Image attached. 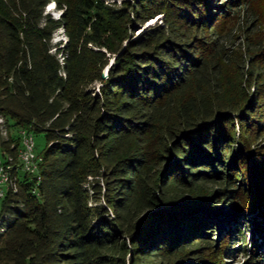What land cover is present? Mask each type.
Wrapping results in <instances>:
<instances>
[{
    "label": "trees",
    "instance_id": "trees-1",
    "mask_svg": "<svg viewBox=\"0 0 264 264\" xmlns=\"http://www.w3.org/2000/svg\"><path fill=\"white\" fill-rule=\"evenodd\" d=\"M51 1L0 0V115L9 130L0 134L9 174L0 264H112L125 238L130 264H223L225 251L242 253L241 264H264V101L257 92L238 123L247 148L234 146L230 108L190 98L177 107L182 126L165 143L155 182L144 173L151 155L144 144L163 103L203 77L202 49L230 38L226 23L255 0H55L58 17L47 12ZM158 10L171 18L123 45L133 22ZM192 26L216 36L194 44ZM62 28L65 42L53 43ZM104 49L117 53L107 77ZM95 77L103 83L98 94L88 88ZM22 128L46 138L34 174L22 170ZM88 176L103 177L105 205L100 181ZM233 212L252 216L253 228L232 224L218 249L212 236ZM155 257L161 260L149 262Z\"/></svg>",
    "mask_w": 264,
    "mask_h": 264
},
{
    "label": "rangeland",
    "instance_id": "rangeland-1",
    "mask_svg": "<svg viewBox=\"0 0 264 264\" xmlns=\"http://www.w3.org/2000/svg\"><path fill=\"white\" fill-rule=\"evenodd\" d=\"M66 1V0H63ZM221 3L223 0H213L215 3ZM106 2H116L118 5H122L124 0H106ZM47 12L51 13L53 16L58 17L62 14V9L57 5L55 0H52L47 6ZM260 15V19L254 21V15ZM171 18V13H164L161 10L156 11L149 20L144 24L139 22H133V26L129 30L128 36L124 39L123 45L127 43L128 39L138 37L144 32L149 26L156 24H165L166 20ZM226 28L223 30V35L231 34L230 38H226L223 42L219 41L218 45L206 46L203 50L202 48V58L205 61V67L203 69L204 75L200 79H195L190 82L188 88L184 92H177L171 98H168L166 102L163 103L161 109L164 110L161 118L157 117V123L155 125L156 129L154 132L150 133L146 138L145 148L151 152L150 161L147 168L144 170L147 180L151 183L155 182V178L158 177V171L161 166L160 154L165 151V143H169V139L174 138V132L178 130L181 125L182 112L178 110V105L183 103V101H188V99H193V103L198 104L201 101L202 107L209 108L215 107L216 105H222L225 108H230V112L235 120V130L237 142H235V147L247 148L249 144L244 143V135L240 131V126L238 125L240 121V112L244 108V104L249 102L254 93H258V100L264 101V56L262 54L264 48V0H255L253 5L243 6L235 11L229 22L226 23ZM202 27L196 28L195 26L188 29V39L192 43L201 45V36H204V40L210 41L216 36L215 33L210 34L209 29L205 30V34L201 31ZM133 32V33H132ZM132 33V35H131ZM131 35V36H130ZM67 37L65 30L59 29L53 38V43L58 42L60 39ZM106 52V57L108 58V63L102 68V74L107 77L110 66L115 62L117 53H112L110 51ZM97 70H95V75ZM102 81L95 77L93 81L88 85V88L94 91V93H100ZM262 97V98H261ZM244 105V106H243ZM194 106V110H195ZM233 109V111H231ZM238 109L237 111H235ZM166 117V118H165ZM17 128H13L14 133L17 132ZM261 135L264 137L263 132ZM251 145L255 146V142L249 140ZM264 141V140H263ZM36 142V152L40 153L46 145V138L44 134L35 135ZM255 143V144H253ZM41 154V153H40ZM42 155V154H41ZM1 160L3 161L5 157L0 152ZM0 160V192L6 190L7 184L3 179L2 171V161ZM89 179L100 181L102 188V198L100 203L105 205V199L103 197L105 189V181L103 177L99 176H88ZM5 181V182H4ZM208 187H215L212 182H207ZM2 197H0L1 199ZM109 215L113 217V212L108 209ZM251 217L248 216L249 220L243 219L241 213L233 212L226 218L224 215L219 219L218 232H214L215 235L212 236V242L216 247L222 245L220 241V236L227 232L230 226L236 223L240 225L239 228L243 229L245 226H249L252 230L253 224H250ZM248 237L251 235L248 229ZM249 246L250 239L245 240ZM238 242V241H237ZM236 242V245L238 243ZM193 245H206L205 240H195L192 242ZM264 247V244L262 245ZM131 242L129 239H123L121 245H118L116 250L117 257L112 260V264H130V251ZM216 248V249H217ZM209 252V250H208ZM223 264H241L245 259L242 253L236 251H225L223 253ZM161 257L150 258L149 262H158Z\"/></svg>",
    "mask_w": 264,
    "mask_h": 264
},
{
    "label": "built area",
    "instance_id": "built-area-1",
    "mask_svg": "<svg viewBox=\"0 0 264 264\" xmlns=\"http://www.w3.org/2000/svg\"><path fill=\"white\" fill-rule=\"evenodd\" d=\"M23 138H21V149L24 152V165L23 171L34 174L35 160L38 158V152H32L28 148V140H32V131H29L26 128H22ZM3 171V176L6 172V167L1 166ZM4 179V178H3ZM4 195V190L0 192V197Z\"/></svg>",
    "mask_w": 264,
    "mask_h": 264
},
{
    "label": "bare ground",
    "instance_id": "bare-ground-1",
    "mask_svg": "<svg viewBox=\"0 0 264 264\" xmlns=\"http://www.w3.org/2000/svg\"><path fill=\"white\" fill-rule=\"evenodd\" d=\"M9 133V130H8V127L6 126V118L5 116H2L0 115V134L3 135V136H7ZM20 135H21V138H23V130L21 129L20 130ZM28 148L30 149V151L32 152H36V142H35V136L34 134L32 133V140H28ZM20 159H21V162L22 164L24 165V152L21 150L20 152ZM38 170V158L35 160V166H34V172H37ZM8 172H5L4 174V180L8 181ZM4 181V182H5ZM9 182V181H8Z\"/></svg>",
    "mask_w": 264,
    "mask_h": 264
}]
</instances>
